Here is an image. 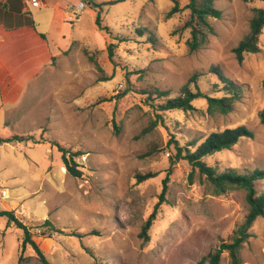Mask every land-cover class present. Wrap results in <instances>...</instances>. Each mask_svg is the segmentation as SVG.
I'll use <instances>...</instances> for the list:
<instances>
[{
  "label": "rangeland",
  "instance_id": "1",
  "mask_svg": "<svg viewBox=\"0 0 264 264\" xmlns=\"http://www.w3.org/2000/svg\"><path fill=\"white\" fill-rule=\"evenodd\" d=\"M79 1L87 6L74 23L56 15L50 46L61 49L9 113L13 128L0 123V136L33 135L42 142L0 145V185L24 198L13 204L7 189L0 207L14 210L52 264H196L220 242L230 241L247 212L245 191L212 195L197 171L190 180L191 167L172 161L175 148L168 141L199 143L213 131L244 125L251 138L205 161L238 171L264 169V124L257 116L264 108V25L257 53H246L238 62L232 51L248 31L253 8L264 3L214 0L222 12L211 20L214 34L190 52L189 32L180 30L189 15L186 0H178L181 10L171 17L170 0H92L107 29L94 23L89 0ZM55 9L34 10L42 16L35 21L38 30L47 28ZM212 65L242 90L232 111L209 115L204 99L194 100L188 112L157 110L161 99L154 98V90L176 96L194 73L202 92L219 96ZM54 140L71 152H84V161L76 158L80 177L61 169ZM147 172L156 176L137 183L135 175ZM168 172L164 201L145 238L142 225ZM255 188L264 191V179ZM45 219L51 225L43 224ZM249 233L239 253L241 264H264V217ZM22 238L20 229L0 218V264H41L29 244L22 247ZM221 256L219 264H229L227 253Z\"/></svg>",
  "mask_w": 264,
  "mask_h": 264
},
{
  "label": "trees",
  "instance_id": "2",
  "mask_svg": "<svg viewBox=\"0 0 264 264\" xmlns=\"http://www.w3.org/2000/svg\"><path fill=\"white\" fill-rule=\"evenodd\" d=\"M170 1L173 3V6L167 13L168 17H171L174 13L181 10L178 0ZM186 1L187 3L184 5V8L188 9L189 15L180 30H187L189 32V38L186 39V45L190 52H194L203 46L209 35L214 34L211 20L219 19L222 12L220 9L215 7L214 0ZM257 1H262L264 3V0ZM89 3L94 10V23L96 26L99 29H107V27H103L101 25V10L94 8L97 7V5L94 4L92 0H89ZM263 25L264 6L253 8V14L249 21L247 33L232 49L238 62H241L244 59L246 53H257L259 51L258 41ZM42 37H44V35H42ZM151 40L153 41L152 38ZM209 72L216 76L214 86L221 84V87L217 89V92L221 93L219 96H213L202 92L197 83L199 74L194 73L190 76L188 81L178 89V94L176 96L171 95L170 90L155 89L153 92L154 98L161 99V102L156 105L157 110L159 112L170 110H182L188 112L194 110V100L204 99L206 101L204 111L209 115H224L232 111L234 104L241 97V88L224 76L217 65H212ZM127 92L128 90L126 89L124 94ZM146 98V102L151 100L149 96ZM257 116L260 123L264 124V108L258 111ZM157 117L161 118V114L157 113ZM155 123L156 121H153L151 123V127H153ZM252 136L253 132L249 128L244 125H240L233 128H225L221 131H213L199 143L192 140L184 145H180L177 140L172 139L168 141V145L174 143L175 153H173L172 161H185L191 167V171L189 173L190 180L194 172L197 171L200 174L202 181L207 184L212 195H220L232 189H242L245 191L247 212L243 221L234 230L230 241L220 242L212 252L202 257L196 264H219L223 252L227 253L229 264H241L239 253L243 244L250 237L249 229L258 217H264V191L258 192L255 188L256 181L264 179V169L246 168L243 171H238L237 169L231 167L221 168L213 166L205 161L207 156L213 155L224 149H229L240 139L246 137L251 138ZM23 140L31 141L34 144L42 143L40 139H35L33 135H12L10 137L0 136V145L3 143L18 142ZM51 144L61 152V161L66 169V173L73 177H80L82 171L78 167L76 158L84 155V152H71L56 140L51 141ZM149 152L148 154H150ZM168 175L169 172L162 180V189L153 212L148 216L142 225L141 235L145 238H147L146 232L155 218L157 207L162 203V201H164ZM154 176H156V173L154 172L137 173L135 175V179L137 183H141L149 178H153ZM0 218H4L7 221V224H13L22 231V247L29 244L35 251L36 257L41 264H52L46 259L38 244L31 239L29 229L17 217L14 210H7L0 207ZM43 224L51 225V221L49 219H45ZM55 232L62 233L63 231L55 229ZM90 234L94 233L91 232Z\"/></svg>",
  "mask_w": 264,
  "mask_h": 264
},
{
  "label": "crops",
  "instance_id": "3",
  "mask_svg": "<svg viewBox=\"0 0 264 264\" xmlns=\"http://www.w3.org/2000/svg\"><path fill=\"white\" fill-rule=\"evenodd\" d=\"M65 4L66 0H45L42 7L32 8L23 0L0 1V123L3 122L5 127L13 128L9 113L26 97L29 84L53 62L54 54L61 49L58 45L52 49L50 43L53 41V35L50 38V34L56 27L57 14H60L59 20L64 21ZM47 6H53L58 11L54 10L47 28L40 31L35 21L37 19L40 21L42 16L36 15L34 10H40ZM90 14L94 15L93 12ZM77 19L64 22L74 23ZM9 117L10 119H8ZM22 118H12V120L18 122ZM12 135L19 134L1 137ZM21 142L26 143L27 141ZM28 160L36 166L33 157H29ZM62 168L65 169L63 165ZM7 189L10 194V202L13 204H18L20 200L24 199L23 195L15 192V189L9 190L8 187Z\"/></svg>",
  "mask_w": 264,
  "mask_h": 264
},
{
  "label": "built area",
  "instance_id": "4",
  "mask_svg": "<svg viewBox=\"0 0 264 264\" xmlns=\"http://www.w3.org/2000/svg\"><path fill=\"white\" fill-rule=\"evenodd\" d=\"M23 1L26 2L32 8H40L45 3V0H23ZM86 6H87L86 1H78L76 4L72 2L66 3L64 5V10H63V20L70 21L72 19H76L78 17V14H80ZM81 158L83 161L85 160V157L82 156ZM7 197H8L7 189L3 188L0 185V201L6 199Z\"/></svg>",
  "mask_w": 264,
  "mask_h": 264
}]
</instances>
